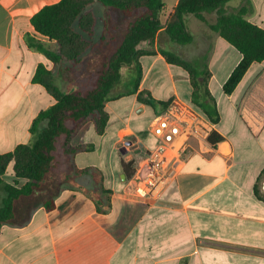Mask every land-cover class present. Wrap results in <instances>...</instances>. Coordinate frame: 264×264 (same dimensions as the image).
I'll list each match as a JSON object with an SVG mask.
<instances>
[{"label": "crops", "instance_id": "0c3cea01", "mask_svg": "<svg viewBox=\"0 0 264 264\" xmlns=\"http://www.w3.org/2000/svg\"><path fill=\"white\" fill-rule=\"evenodd\" d=\"M59 1L0 0V155L29 144L32 121L55 102L42 85L32 82L37 66L51 71L62 90L55 75L61 68L25 42L26 35L34 36L56 50L53 40L35 35L30 19ZM245 2L251 6L246 20L264 28V0H231L227 7L237 9ZM163 3L159 32L178 0ZM83 14L92 16L94 35L95 17L87 7ZM206 20L212 23L214 15ZM75 23L78 27V20ZM185 26L192 35L189 44L162 37V46L189 62L204 58L209 72L206 87L218 113L210 147L201 152L195 141H189L186 162L161 197L134 198L124 192L128 178L123 170L128 163L127 169L134 170L140 156L123 145L131 141L148 149L144 143L148 140L155 147L156 139L146 129L160 106L139 104L133 94L131 106L118 116L107 102L104 132L98 135L94 127H83L70 141L80 149L69 155V169L61 173L65 191L37 202L34 193L16 202L12 223L0 228V264H264V201L254 193L259 181L258 191L264 195V61L252 63L226 95L222 86L240 53L193 16L186 18ZM98 34L102 38L103 29ZM157 39L144 47L154 54L139 59L142 77L137 93L147 92L155 101L190 102L209 119L191 101L188 73L164 60ZM88 58L95 62L97 56ZM162 80L168 83L167 92L156 88ZM66 81L78 85L70 77ZM79 174L97 178L100 192L75 178ZM3 180L10 183L9 178ZM102 194L108 195L105 202ZM49 199L54 202L50 210L44 204Z\"/></svg>", "mask_w": 264, "mask_h": 264}, {"label": "trees", "instance_id": "16d2710c", "mask_svg": "<svg viewBox=\"0 0 264 264\" xmlns=\"http://www.w3.org/2000/svg\"><path fill=\"white\" fill-rule=\"evenodd\" d=\"M230 1L178 0L172 17L162 32H159L162 28L160 17L164 9L162 0H60L44 6L35 13L30 19L35 35L53 40L56 50H50L41 40L30 35H26V45L43 53L54 66H57L63 61L77 63L84 52L86 47L80 34H91L93 23L90 14H83L88 5L98 2L120 11L126 17L140 11L128 22L122 41L102 62L101 69L89 88L83 91H62L56 86L53 73L43 65L37 66L32 82L42 85L55 102L32 121L30 127L32 139L29 144L19 145L13 151L0 155V187L3 192L0 228L4 224L12 223L16 202L20 198L31 196L40 188L46 174L54 168V153L61 137H64L67 143L84 123L90 122L94 124L98 135L104 132L109 120L105 109L107 102L121 96L136 94L139 104L152 108L159 105L160 111L168 105L169 102L155 101L147 92L137 93L142 77L139 59L154 54L152 50L144 47L153 43L156 37L158 52L164 60L188 73L192 88L191 101L216 123L218 113L206 87L209 72L203 64L204 58L189 62L165 49L162 46V37L178 45L189 44L192 35L186 29V18L190 15L205 23L210 31L220 36L241 55L240 61L222 86L226 95L231 94L248 67L252 63L264 61V28L246 20L251 11L248 2L237 9L229 10L227 3ZM209 14L214 15L212 23L206 20ZM77 20L79 31L73 27ZM75 150L78 149L69 150L66 147L65 152L72 155ZM9 165H12L11 176L15 179H27L23 186L17 187L1 179ZM124 166L125 176L129 178L134 171L127 169L131 166L130 163ZM258 183L259 181L254 186V193L259 200L264 201V195L258 191ZM44 204L46 209L50 210L54 202L49 199Z\"/></svg>", "mask_w": 264, "mask_h": 264}, {"label": "rangeland", "instance_id": "374dc122", "mask_svg": "<svg viewBox=\"0 0 264 264\" xmlns=\"http://www.w3.org/2000/svg\"><path fill=\"white\" fill-rule=\"evenodd\" d=\"M162 1L168 4H172L173 2V0H162ZM87 9L95 17L94 35L93 33L80 34L84 40L86 48L77 63L63 61L60 66L59 65L55 66L57 68L58 67L61 68L60 70H57L55 73L57 85L60 86L61 89L64 90L65 92L83 91L92 85L96 74L101 69L102 62L109 57V55L114 51L116 46H118L119 43L122 41L123 36L126 32V27L128 22L133 20L136 17V15L140 13V11L134 12L130 17H126L120 11L109 7H105L98 2H94L90 4L89 6H87ZM73 27L75 30L79 31V28L77 27L76 23L73 24ZM102 29H103V37L101 38L99 37L98 31ZM90 55L91 56L93 55V57L97 56L95 62L93 61V59L91 60L90 58H88L90 57ZM67 65L69 66L67 67ZM69 77L71 78L72 81L78 80V85L69 86L68 84L69 82L67 83L66 81V79H68ZM150 80L151 78L149 79V83ZM156 88L159 92H167L169 86L168 83L165 82V80H162L161 83ZM132 100H133V95H125L113 99L109 102L111 108L115 109L117 115L120 116L125 111H127L128 108L131 106ZM82 126L77 131L76 135L73 136L72 140L73 139L76 140L78 138L79 131L83 127H94V124L90 122L85 124L83 127ZM138 126H142V123H138ZM140 130H142L141 127ZM70 141L71 139L68 140V142L66 143L64 137H61L58 140L56 151L54 153L55 162L57 164L56 168L52 169L47 174L44 183L42 182L40 188L34 191V193H36V194L33 193L34 196L32 199L34 200V202H37L43 198H48L52 194L58 195L61 190L65 191V188H67L66 183H61L60 182L61 180L59 181V179L62 177L61 175L62 171L63 170L68 171L70 166L68 163L69 155L65 152L66 147L69 150H73L76 148L80 149L77 146H74L75 148H73L70 145ZM144 143L148 147V149H152L154 147V144L148 140L145 141ZM11 168L12 165H9L6 174H4L1 179L9 178L11 184L17 187L23 186L27 182V179H21V178L15 179L13 176L10 175ZM79 175L78 177L75 176V178H78L83 183L86 182L87 186L90 189H92L95 193L100 192V188H99L100 184L98 183V180L96 181L97 178H94L93 181L91 174L89 175L79 174ZM259 186H260V182L258 183V187ZM74 194L77 197V199L81 197V194L79 193L78 189H74ZM104 196H108V195L107 194L103 195V199H104L103 202H105L106 200ZM2 197H3V192L0 187V200Z\"/></svg>", "mask_w": 264, "mask_h": 264}, {"label": "built area", "instance_id": "2783aa9c", "mask_svg": "<svg viewBox=\"0 0 264 264\" xmlns=\"http://www.w3.org/2000/svg\"><path fill=\"white\" fill-rule=\"evenodd\" d=\"M214 126L190 102L172 99L152 116L147 126V133L156 139L153 149L131 141L123 145L126 150H137L140 156L125 182L124 192L138 199H159L181 172L188 157L189 141H195L199 151L204 152L210 147L208 139Z\"/></svg>", "mask_w": 264, "mask_h": 264}, {"label": "water", "instance_id": "95a60500", "mask_svg": "<svg viewBox=\"0 0 264 264\" xmlns=\"http://www.w3.org/2000/svg\"><path fill=\"white\" fill-rule=\"evenodd\" d=\"M262 193H264V181H262Z\"/></svg>", "mask_w": 264, "mask_h": 264}]
</instances>
